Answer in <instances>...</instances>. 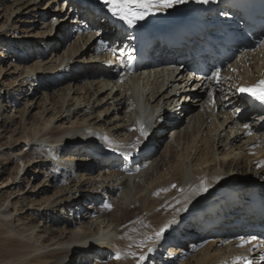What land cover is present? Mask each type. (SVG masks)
Here are the masks:
<instances>
[{"label": "bare ground", "instance_id": "6f19581e", "mask_svg": "<svg viewBox=\"0 0 264 264\" xmlns=\"http://www.w3.org/2000/svg\"><path fill=\"white\" fill-rule=\"evenodd\" d=\"M93 1L0 0V264H264L258 218L228 198L264 195V123L238 97L264 80V38L219 83L177 64L191 49L165 35L129 75L139 29L157 39L222 2L129 27Z\"/></svg>", "mask_w": 264, "mask_h": 264}, {"label": "snow or ice", "instance_id": "6c2138e0", "mask_svg": "<svg viewBox=\"0 0 264 264\" xmlns=\"http://www.w3.org/2000/svg\"><path fill=\"white\" fill-rule=\"evenodd\" d=\"M197 2L206 4L209 0H197ZM103 3L114 17L126 23L129 27H133L138 21L145 20L149 15L163 12L177 4L187 3V0H103ZM215 77L217 83H219L218 72L215 73ZM238 91L247 94L264 105V80H260L250 87L239 88ZM140 131L142 136L147 135L145 129L141 128ZM132 147H136V145H132ZM204 190L207 191L206 186ZM157 235L159 236L160 233ZM252 239H255V237ZM245 243H251V241H245ZM151 250L149 249V251ZM140 259L143 260L144 257L141 256Z\"/></svg>", "mask_w": 264, "mask_h": 264}, {"label": "rangeland", "instance_id": "374dc122", "mask_svg": "<svg viewBox=\"0 0 264 264\" xmlns=\"http://www.w3.org/2000/svg\"><path fill=\"white\" fill-rule=\"evenodd\" d=\"M57 7H59V8H61L62 6H63V2H62V0H57V2H56V4H55ZM55 6V7H56ZM16 84V83H15ZM2 91H3V89H2ZM8 110H9V114L10 115H13L14 113H13V108H8ZM15 121L17 122L18 121V119H15ZM170 134V133H169ZM158 153H160V152H158ZM157 153V154H158ZM8 156V155H7ZM8 158H10V156H8ZM21 162V161H20ZM19 162V165L21 166L22 165V162L20 163ZM49 168V167H48ZM38 169H39V167H38ZM40 170V172H35L33 175H37V177H36V179L33 181V184H35V185H38V187L37 188H40V187H43V186H45V185H47L48 186V184H47V182L48 181H46L47 180V176H45V172L47 171V169L46 168H40L39 169ZM44 172V173H43Z\"/></svg>", "mask_w": 264, "mask_h": 264}]
</instances>
